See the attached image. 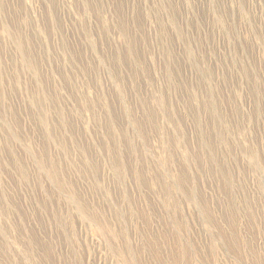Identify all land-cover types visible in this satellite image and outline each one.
Returning <instances> with one entry per match:
<instances>
[{
  "label": "rangeland",
  "instance_id": "obj_1",
  "mask_svg": "<svg viewBox=\"0 0 264 264\" xmlns=\"http://www.w3.org/2000/svg\"><path fill=\"white\" fill-rule=\"evenodd\" d=\"M0 264H264V0H0Z\"/></svg>",
  "mask_w": 264,
  "mask_h": 264
}]
</instances>
